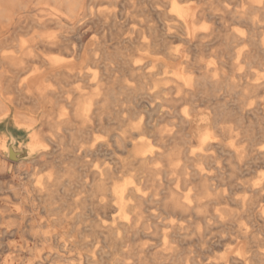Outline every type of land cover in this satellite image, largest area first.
Listing matches in <instances>:
<instances>
[{"label": "rangeland", "instance_id": "obj_1", "mask_svg": "<svg viewBox=\"0 0 264 264\" xmlns=\"http://www.w3.org/2000/svg\"><path fill=\"white\" fill-rule=\"evenodd\" d=\"M175 2L181 0H85L94 32L86 35L85 42L95 36L106 49L105 63L109 67L105 137L110 147L105 158L93 159L94 164L104 161L115 171L108 189L114 183L127 184L129 190L133 186L139 189L137 196L127 197L126 211L132 225L122 233L123 240L99 231V227L113 225L119 218L108 193L106 215L97 216V202L92 200L87 220L79 224L81 229L91 227H83L89 232L75 234L79 247L72 250L61 246L66 241L58 235L63 201L71 203L74 199H57L52 202L54 206H49L50 202L48 205L41 197L42 202L37 200L33 190L50 175L54 178L63 172L59 167L39 165L25 175L16 168V179L0 172V264H121L117 259L123 255L135 264H210L226 255L228 247L222 246V238L235 236L237 224L248 220L243 214L252 203L248 188L261 175L251 157L252 147L261 143L264 135V9L252 7L248 0H219L217 17L198 26L205 27L201 30L207 37L188 42L182 29H173L182 38L176 34L177 38L170 36L167 43L151 47L155 43L150 29L162 31L168 27ZM45 4L48 8L56 5L53 0ZM238 52L243 53L239 59ZM135 62L147 72L143 86L148 97L140 90L139 76L130 72ZM204 67L207 71L202 70ZM179 73L193 81L185 83ZM203 79L208 82L201 83ZM195 114L211 118L213 128L206 126L203 133L215 132L212 143L203 151L200 138L192 137L191 127L184 123L186 116ZM219 121L225 130L222 133ZM137 131L160 156L145 165H126L117 172V159L130 163L132 158L130 148L114 153L113 135L125 132L129 137ZM238 150L243 153L241 160L236 155ZM64 177L68 180L66 173ZM14 187L23 190L27 200L15 197ZM176 201L191 204V208H174ZM219 210L233 221L232 225L206 229L205 220L215 224L218 218L213 214ZM17 227L24 232L16 233ZM166 235L176 248L170 257L156 255ZM148 247L151 252L146 251Z\"/></svg>", "mask_w": 264, "mask_h": 264}, {"label": "bare ground", "instance_id": "obj_2", "mask_svg": "<svg viewBox=\"0 0 264 264\" xmlns=\"http://www.w3.org/2000/svg\"><path fill=\"white\" fill-rule=\"evenodd\" d=\"M53 1L56 5L48 8L46 0H0V172L5 171L16 179V168L25 175L39 165L60 168L63 175L54 178L50 175L41 187H34L32 190L38 194L37 200L41 197L48 205L50 202L49 206H54L52 202L57 199H74L71 203L63 201L61 217H57L61 227L58 235L66 238L61 246L66 249H77L79 243L76 242L75 234L91 228L85 225L83 227L88 229L83 230L79 224L87 220L92 200L97 202V216L106 215L109 193L115 201L119 218L114 220L113 225L99 227L102 230H98L108 232L111 237L117 235L115 238L121 242L122 233L132 225L126 211L127 197L131 194L137 196L139 189L133 186L129 190L127 184L118 183L108 189V182L115 171L106 166L104 161L94 164L93 160L97 157L105 158L110 147L105 137L109 118V109L106 107L109 73V67L105 63L106 49L97 42L95 36L85 42L86 35L94 33L90 20L87 19L85 0ZM248 1L252 7L264 9V0ZM218 8L219 0L175 2L168 27L162 31L150 29L155 43L150 46H156L159 42L167 43L170 36L176 37L178 33H173V29H182L181 34L188 42L204 39L207 37L206 32L202 31L205 27L198 26L207 19L216 18ZM24 35H27L26 39L23 38ZM178 38L182 36L179 35ZM242 54L238 52L236 58H241ZM122 67L120 65L121 69ZM131 68L128 69L139 76L140 90L144 91L147 87L143 86V80L147 78V72H143L139 62L132 64ZM180 73L179 79L190 84L191 80L187 81ZM203 82L207 83L208 80L203 79L201 83ZM112 95L114 96V91ZM63 102L64 106L61 107ZM184 123L191 127L192 137L200 138V150H205L212 143L215 132L208 130L203 133L206 126L212 127L208 115L195 114L191 118L186 116ZM221 125L219 121V133L224 130ZM113 139L116 148L114 153H123V150L130 148L132 158L130 163L123 158L117 159V172H122L126 165H145L160 156L138 131L132 132L129 137L125 132L115 133ZM252 153L253 166L261 171V175L248 186L252 203L243 213L248 216V220L237 224L235 236L222 238V246L228 247L226 255L220 262L210 264H228L230 261L236 264H264V135L261 143L252 147ZM236 155L240 160L243 158L241 150ZM65 163L68 165L63 166ZM64 173L68 176L66 181ZM30 188L32 187L27 189ZM12 190L15 197L25 201L27 197L22 193L23 190L16 187ZM74 190L78 193H74ZM32 198L35 199L33 195ZM174 208L184 211L190 209L191 204L176 201ZM24 213L27 214L25 211ZM136 214L141 216L142 213ZM226 216L219 210L213 214V218H218L215 224L205 220V228L209 229L217 224L228 228L233 221L226 219ZM20 232L23 233L24 230L17 227L16 233ZM146 251L151 252L152 249L148 247ZM175 252L171 237L164 236L163 248L156 255L170 257ZM123 256L124 258L117 259L119 263L135 264V261H127ZM142 260H139L140 263Z\"/></svg>", "mask_w": 264, "mask_h": 264}]
</instances>
